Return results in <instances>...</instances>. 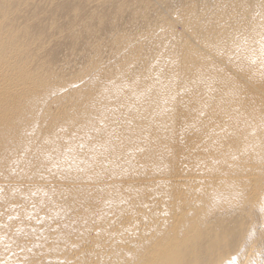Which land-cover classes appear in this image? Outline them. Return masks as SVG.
<instances>
[{
  "label": "bare ground",
  "instance_id": "1",
  "mask_svg": "<svg viewBox=\"0 0 264 264\" xmlns=\"http://www.w3.org/2000/svg\"><path fill=\"white\" fill-rule=\"evenodd\" d=\"M97 67L145 88L186 75L198 92L173 85L167 114L136 104V123L148 126L132 144L118 116L106 140L132 152L133 173L158 180L103 174L109 201L129 199L111 207L131 221L109 232L96 213L83 224L80 264H264V0H0V154L46 140ZM147 147L153 156H134ZM168 188L169 204L158 195Z\"/></svg>",
  "mask_w": 264,
  "mask_h": 264
},
{
  "label": "rangeland",
  "instance_id": "2",
  "mask_svg": "<svg viewBox=\"0 0 264 264\" xmlns=\"http://www.w3.org/2000/svg\"><path fill=\"white\" fill-rule=\"evenodd\" d=\"M99 69L97 67L91 71V76L95 78L82 90L84 94L79 100L82 101L80 105L67 110L58 119L56 117L46 140L5 149L0 154V264H80V246L85 243L82 235L85 229L83 224L91 221L96 213L99 218H104L103 223H112L113 227L108 228L109 232H113L114 223L118 224L120 220L128 223L131 221L128 217H119L117 209L111 207L114 206L110 205L112 202L121 203L124 207L123 202L129 199L109 201L110 187L107 188L106 185L113 179L108 176L104 178L103 174L116 172L115 181L120 182L137 177H140L138 180L148 179L149 186L158 180L154 177L153 180L152 176H147L144 172L140 176L133 173L132 167L138 166L139 163L129 159L132 152L127 154L116 151L106 139L115 137L118 131L116 119L121 116L129 131L125 142L134 143L133 136L140 134L138 129L148 126L144 122L136 123L139 110L135 105H159L168 110L163 111L164 114L170 113L166 94L172 96V87L178 84L180 92L186 95L198 92L196 85L191 83L193 78H186V75H169L153 80L151 83L154 85L145 88L118 83L115 77H107L106 71ZM136 86L141 88L137 89ZM77 98L80 99V96ZM116 142L122 145L121 149L124 148L120 137ZM132 151L137 155L153 156L148 147ZM136 154L134 156H137ZM144 161H149L147 156H144ZM158 161V158L154 159L155 163ZM50 164L52 169H48ZM68 171L75 173L73 178H62L61 174ZM96 173L101 174L94 176ZM100 180H104L105 184H101ZM39 182L44 186L38 189ZM60 183L63 184L61 189ZM169 191L170 188L158 192V195L163 194V201L167 204L169 202L164 197ZM133 213L135 215V208ZM134 225L138 226L135 232L143 237L145 232L139 230L141 224L135 220ZM104 226L102 224L92 228V231L99 233L102 227L106 228ZM91 251L89 247L87 253ZM256 258L262 260L264 256L259 252Z\"/></svg>",
  "mask_w": 264,
  "mask_h": 264
}]
</instances>
